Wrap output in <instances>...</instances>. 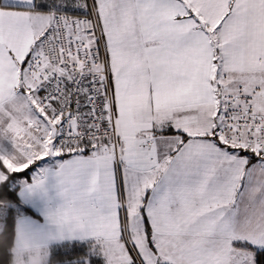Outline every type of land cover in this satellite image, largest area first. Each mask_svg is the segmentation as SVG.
I'll use <instances>...</instances> for the list:
<instances>
[{
  "label": "snow or ice",
  "instance_id": "1",
  "mask_svg": "<svg viewBox=\"0 0 264 264\" xmlns=\"http://www.w3.org/2000/svg\"><path fill=\"white\" fill-rule=\"evenodd\" d=\"M0 264H264V0H0Z\"/></svg>",
  "mask_w": 264,
  "mask_h": 264
}]
</instances>
